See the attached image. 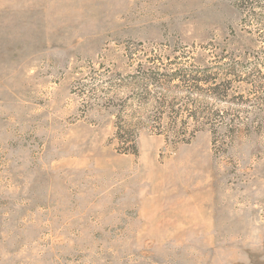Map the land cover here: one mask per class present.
<instances>
[{
    "label": "rangeland",
    "instance_id": "1",
    "mask_svg": "<svg viewBox=\"0 0 264 264\" xmlns=\"http://www.w3.org/2000/svg\"><path fill=\"white\" fill-rule=\"evenodd\" d=\"M0 264H264V0H0Z\"/></svg>",
    "mask_w": 264,
    "mask_h": 264
},
{
    "label": "trees",
    "instance_id": "2",
    "mask_svg": "<svg viewBox=\"0 0 264 264\" xmlns=\"http://www.w3.org/2000/svg\"><path fill=\"white\" fill-rule=\"evenodd\" d=\"M134 152V151H133Z\"/></svg>",
    "mask_w": 264,
    "mask_h": 264
}]
</instances>
